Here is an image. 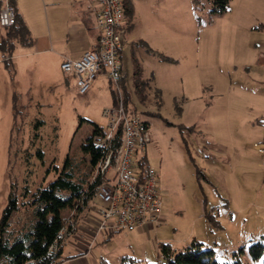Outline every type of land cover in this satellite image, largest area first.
Returning <instances> with one entry per match:
<instances>
[{
  "label": "rangeland",
  "instance_id": "rangeland-1",
  "mask_svg": "<svg viewBox=\"0 0 264 264\" xmlns=\"http://www.w3.org/2000/svg\"><path fill=\"white\" fill-rule=\"evenodd\" d=\"M129 3L122 29L128 35L121 49L124 79L131 108L150 126V142L138 159L145 155L156 170L160 219L144 230L98 235L96 208L103 204L95 198L86 218L95 226L92 237L80 223L81 214L58 264H122L125 255L126 262L151 264L158 261L160 243L182 248L193 240L214 249L221 264L239 246L245 247L244 264H262L263 259H252L249 247L255 240L264 242V165L251 152L263 128L264 60L254 58L255 44L248 45L253 34L235 27L242 23H236L239 16L255 21L264 14V0H231L227 12L215 16L208 0H167L164 21L144 26H138ZM236 11L242 13L234 18ZM154 24L157 36L149 31ZM248 51L252 56L245 62L236 58ZM135 75L141 90H136ZM66 78L74 87L66 85ZM73 80L55 73L33 91L17 90L9 152L8 145L0 146L7 166L1 193L16 183L20 204L7 235L35 222L38 191L68 167L84 175L89 158L83 144L96 126L108 129L105 110L114 105L109 79L95 80L86 94ZM5 201L0 200V217ZM62 216L70 218L71 209ZM83 253L85 259H79Z\"/></svg>",
  "mask_w": 264,
  "mask_h": 264
},
{
  "label": "built area",
  "instance_id": "built-area-1",
  "mask_svg": "<svg viewBox=\"0 0 264 264\" xmlns=\"http://www.w3.org/2000/svg\"><path fill=\"white\" fill-rule=\"evenodd\" d=\"M82 2L98 32L97 44L80 57L65 58L61 68L65 74L75 77L77 90L81 94H86L98 75L105 73L114 84L118 101L105 110L108 129L100 143H110L119 129L122 130L116 153L100 162L96 169V175L100 173L104 179L96 189L95 198L103 205L96 208L100 220L96 222L95 233L112 235L122 231L144 230L159 221L163 203L158 191L156 170L149 166L144 170L138 163L139 152L146 150L150 142L149 130L144 119L127 110L120 85L125 78L121 55L123 38L119 33L123 24V0ZM0 17L5 27L15 23V8L9 0L4 2ZM255 146L264 165V137ZM82 213L72 209L68 223L77 222Z\"/></svg>",
  "mask_w": 264,
  "mask_h": 264
},
{
  "label": "trees",
  "instance_id": "trees-1",
  "mask_svg": "<svg viewBox=\"0 0 264 264\" xmlns=\"http://www.w3.org/2000/svg\"><path fill=\"white\" fill-rule=\"evenodd\" d=\"M202 1L192 0L196 4H201ZM208 1L211 3L210 11L214 16L227 12L231 2V0ZM14 8L16 12L15 23L6 27V37L0 41L2 57L8 59L13 56L17 44L30 45L33 42L30 30L15 6ZM130 11L129 8L128 12ZM135 80L136 90H141V86L138 83L139 79L136 75ZM120 85L127 110L137 115L136 110L130 106V93L125 88L124 80L120 82ZM113 93L116 103L118 95L115 92ZM16 121L15 119V123ZM145 125L149 130L150 126L147 121H145ZM14 128L15 126H13V133ZM105 134V129L96 126L94 133L83 144V151L89 158L84 175L78 176L74 169L68 167L67 171H64L47 188L38 191L37 201H40V204L36 210L35 222L26 225L16 234L7 235L6 231L10 224V219L20 206L18 191L15 189V187L17 188L16 183H11L8 203L0 217V264H58V258L63 254L65 239L75 232L78 224V221L75 222V220L68 223L67 217L62 216V211L78 209L83 212L86 208H89L91 201L95 199L97 186L104 179L102 174L98 173L96 175L97 166L109 155H114L121 143V129H119L110 143L104 145L100 141ZM138 163L144 170L148 167L145 155L138 159ZM22 203L25 205L27 201L25 200ZM213 222L216 225L219 224L216 220ZM65 229L67 230L62 235ZM249 249L252 259H263L262 264H264V242L255 240L251 243ZM244 252V246L232 249L230 258L225 260L223 264H244L241 259ZM158 256V261L151 264H161L162 261L165 264H221L214 249H207L203 243L196 240L182 248H175L169 243H160ZM127 259H129L127 255L123 256L121 259L122 264H134L136 261L131 259L126 262ZM102 264L109 263L103 260Z\"/></svg>",
  "mask_w": 264,
  "mask_h": 264
},
{
  "label": "crops",
  "instance_id": "crops-1",
  "mask_svg": "<svg viewBox=\"0 0 264 264\" xmlns=\"http://www.w3.org/2000/svg\"><path fill=\"white\" fill-rule=\"evenodd\" d=\"M5 1L8 0H0V7H3ZM9 1L16 7L17 12L23 18L25 24L30 30L33 42L30 45L17 44L15 52L10 59L2 57V54L0 52V146L8 145V152L11 141L14 137L13 126L16 119L15 109L17 106L18 97L17 90H29L31 88V91H33L34 86H40L41 83L45 85L46 82L52 81L55 73H64L61 68V64L65 60V58L80 57L84 52L94 47L97 44L98 39V32L94 28V21L89 18L82 0ZM166 2L167 0H123V24L119 29L121 31L120 35L123 38V45L128 40V35H126V32L122 31L126 21L125 16L128 13L129 9L128 3L132 5L133 15L136 17L135 21H138V26H144L147 22V24L150 25V22L153 21V23L155 24L164 21V12L167 9L163 8L162 5L164 6ZM241 13V11H236L233 14L234 18L237 14L241 15ZM244 17L239 16V18L241 19L239 21H236V23H242L236 24L235 28L238 29L239 33H243L244 30H247V33L253 34L252 39L248 42V45L251 47V45L255 44V49L253 50H255L256 55H254V58L258 57L259 59L264 60V14L255 19V21H246ZM155 24L152 26L153 32L149 30L152 36L158 35L154 31V28L156 27ZM243 24L245 26H243ZM130 30L131 36H133L134 38L135 33L133 30L135 29ZM148 36V40L152 42L153 40L151 39L150 34H148ZM5 37L6 27L2 25L0 17V41H2ZM129 40H131V38ZM250 55L252 56V53H249V51L242 52L236 58L241 59L242 62H245V58H248V56ZM10 67H12L11 70ZM31 72H33L32 77H30L31 75L29 74ZM64 75L68 76V74L65 73ZM23 77H25V79H23ZM73 78V81L76 84V79L74 76ZM30 79L31 84H27L26 80H29L30 82ZM98 79L100 81H102L103 79L107 80V77L105 73L102 72L95 80L97 81ZM123 80L125 88L129 92V87H127L128 84L126 83V79ZM65 82L68 87H74L70 79L66 78ZM110 84L111 86H113V88L111 87L113 96V92L116 93V90L113 83L110 82ZM112 101L115 104L114 97H112ZM262 121L263 118L260 119V122ZM263 137V128L260 126L259 139L257 141H254V146L251 149L252 155L255 157V160L259 161V164L262 163V159L261 154L255 147V144L261 141ZM1 150L3 152L2 147ZM0 158L1 186L4 181V174L5 171H7V166L5 170L4 161H2L3 156L0 155ZM262 187L264 189V183H262ZM1 191L2 188H0V200L4 199L7 201L8 194L10 192V185L8 184L6 191L4 190V192H6L5 194L1 193ZM2 206H4V202ZM90 207L91 205L89 206V208ZM89 208H86L83 211L81 215L82 220L80 223L88 229L90 234L89 236L92 237L91 232L93 228H95V226L92 227L86 219L89 216V214L87 213ZM1 212H3V207ZM107 236L111 237V235ZM83 246L85 247V249H88V244H84ZM80 256L81 257L79 259H85V253L81 254ZM80 264H90V262L81 260Z\"/></svg>",
  "mask_w": 264,
  "mask_h": 264
}]
</instances>
